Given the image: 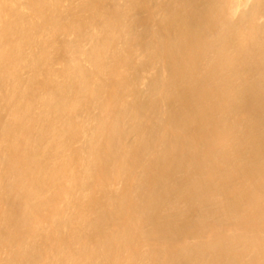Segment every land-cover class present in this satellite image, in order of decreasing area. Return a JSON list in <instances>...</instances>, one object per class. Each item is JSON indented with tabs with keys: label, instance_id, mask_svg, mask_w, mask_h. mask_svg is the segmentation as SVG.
<instances>
[{
	"label": "bare ground",
	"instance_id": "6f19581e",
	"mask_svg": "<svg viewBox=\"0 0 264 264\" xmlns=\"http://www.w3.org/2000/svg\"><path fill=\"white\" fill-rule=\"evenodd\" d=\"M0 264H264V0H0Z\"/></svg>",
	"mask_w": 264,
	"mask_h": 264
}]
</instances>
